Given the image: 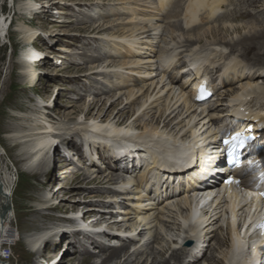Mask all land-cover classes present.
Here are the masks:
<instances>
[{"label":"rangeland","instance_id":"obj_1","mask_svg":"<svg viewBox=\"0 0 264 264\" xmlns=\"http://www.w3.org/2000/svg\"><path fill=\"white\" fill-rule=\"evenodd\" d=\"M29 1H31L30 5L26 4L28 0H0V17L5 14V18H8L7 21L9 25L4 35L0 33V108L4 111L1 116L2 122L0 123V171L5 177H9L12 182L11 197L9 200L11 206V221L9 225L13 235L11 241H5L3 244V248L9 246L12 249L11 257L7 261H10L11 264H36L39 258L43 261H48L49 257L47 255L51 252L57 253V255L54 260H51L49 263L58 264V262H60L59 264H79L78 261L80 258L89 257L91 254H98V252L92 251L95 250L96 247L100 245H105L108 248L114 245L118 246L123 242L121 239L125 238L130 239V241H127L130 245L129 254L138 253L136 255L137 259L130 264H150L152 262L155 255H152L149 260L146 259L150 249L146 250L148 252L145 251L143 253L146 246L148 247V244L149 248L152 247V245L155 246V254L158 261L170 260L171 264H175V260L172 259L173 251H180L183 237L188 239L193 236L190 233L191 231H188L189 228L186 229L187 227H184V222H186V216L190 209L189 206L192 204L191 200L175 202L173 206L169 207L168 199H170V196L164 198L160 197L158 200L153 196H144L141 199V201H144V204H142V207H139L141 205H135L133 203L140 200L128 198L120 201L119 198L117 199L119 203L116 202L117 206L131 210L139 207L143 209L141 211L142 213H146L147 215L150 213V216L144 220L139 217L135 220H129L125 212H120L117 221L118 224L114 226L116 228L114 231L117 233L119 240L116 239L115 236L116 240H113L111 245H108L111 242L109 241L110 238L105 239L104 237H100V235L103 236L106 233L104 232V230H107L106 227L113 222L110 220L111 215L105 218V220L108 221L104 222L103 225L95 227L91 224L94 217L87 220V216L82 220L89 224L90 231H88L91 236L95 238L94 244H90L86 237H79V231L70 232L67 227L64 229L65 231L63 230L65 233L62 238H60L62 230L59 231V228H57L60 222L56 221V218H61V221L65 224H70L67 223L69 222V215H73L77 212L74 217L78 218L77 222H79L84 215L83 210L86 205L98 206L100 204L99 201L106 198V195L108 196L109 193L102 191V188L111 185L106 182L111 177V172L117 174L123 173L126 175L125 179L127 180H129L130 177L128 176L129 174H125L115 166L116 164L118 165L119 162L122 164L123 158H121V156L110 160L109 143L107 141H101L93 136H90V138L88 135L86 136V134H83L81 129L85 126L95 125V123L101 125L102 128L105 129L111 128L116 124L119 115L123 113L122 118H125V120L127 119V124L135 127L132 128V134L135 139L138 138V136H144L143 138L139 137L137 140L148 143L147 145L150 149L154 148L158 153L163 154L162 156L171 155L172 153L181 155L179 153L182 152L181 149L185 147L187 150L193 149L190 152L192 156L196 155L200 151L198 149H201L200 147L205 142L203 138H207V135L213 128L211 124L208 125V119H206L201 112L202 108L194 106L188 112H186V108L183 114L175 118L172 123H168L169 119L163 122L168 113L179 104H182V100H180L167 111L161 122L159 117L160 111L164 109V104L167 105L173 95L177 96L178 92H181L180 86L185 84L184 88L186 90L190 88V83H188L187 80L182 82L183 75L180 77V73L178 74L179 78H177V80L173 77L176 69L174 64H176L178 59L168 62L169 65H172L171 71L164 76L155 75V73L153 75L146 74L141 72L138 67L142 64L143 66L146 65V62H144L146 57H159L160 51L165 52L158 58L160 60L159 63L163 64L162 58H167V55L170 56L174 52L172 48H176L174 54L178 55L180 53L183 60L190 64L192 58L196 56H198L197 58L199 59L209 54L215 56L216 52L219 57L234 53L230 55L231 57L225 55V58L229 57L230 60L222 59L219 63L214 65L210 64L213 73H215L216 68L218 69L221 65L226 67L234 63L236 67H238L236 69L241 72H254L252 69H249V67L246 68L245 64L239 63L240 65H237L236 61L242 59L245 63L255 67L263 65L264 59H254L255 50L246 52L242 46L230 50L229 46L223 48L222 46H215L214 43L216 39L220 38H223L227 42L235 43L244 36L250 34V31L262 30L264 28V0L256 1L253 6H247L246 0H229L222 4L223 6L217 11L216 19L214 18L209 21L205 20V25L203 29L199 31V34H193L192 36H189L187 32L190 31L191 28L196 27V24H201L203 26V23L200 20L195 24L186 23L187 19H185L184 16V8L188 4L186 0L175 9V11L178 12L176 16L172 11L178 3V0H173L169 6L163 5L161 2L153 4L149 2L143 3V0H64V3H60L62 1L60 0L59 3L55 4L53 0ZM48 3L50 4L48 5ZM154 6L155 8H153ZM34 7L36 9L32 11L31 9ZM42 9H45V11H42ZM247 9L251 10L253 14L248 17L240 18L242 20L239 22L232 21L235 15L239 17L241 13ZM21 16H27L29 21L27 25L33 28V31L37 32L32 43L34 45H39V47L41 46L40 52L42 55L40 59L46 61L39 66L33 64L29 67V64L26 65V67L28 66L29 69L32 70L31 74L34 72L35 81L38 80L39 82V85L33 88L30 86L31 83L27 78V70L22 65V47L27 38L31 35L21 31L18 22ZM199 17H202V15ZM172 24H178L179 27L174 28L171 26ZM142 26H145V29H140ZM154 27L157 29L153 30ZM136 29L138 30L136 31ZM133 30L135 31L133 32ZM144 30L156 32L158 37L155 41H146L148 40L147 37L141 34ZM132 32L135 34L133 40L141 42L139 45L140 47H138V44L134 45L132 43L127 45V43L120 38L113 40V38L119 34L127 36L126 39H128ZM113 34L115 35L112 36ZM5 35H7V37ZM188 39H199V41L193 47H189L188 42H186ZM151 47L155 49H150ZM167 50L172 51L170 52ZM257 50L259 49L257 48ZM48 51H51V53H48ZM74 51H78V53H74ZM83 52H87L89 55L101 53L105 55L107 60L103 63L88 61L82 63L83 60H81L80 57L84 56ZM54 54H59L60 57H51V55L54 56ZM130 60L139 61V64L136 62L131 63L129 62ZM201 62H203L202 59H199V62L194 64V68L198 67L199 70L202 69L203 71L205 65L209 66L210 61H207L205 65ZM198 64L199 66H197ZM162 69L164 70L165 68L163 67ZM162 69L161 72H164ZM262 70L264 72V67ZM210 72L211 70L209 73ZM11 75L22 84L19 85V88L11 87ZM170 78H172L173 85L177 81L179 82V84L176 85V93L175 91L172 92L173 88L170 89L171 87H169L171 86V83L168 84ZM152 82H154V84H151ZM118 83L120 85H118ZM42 84L43 87L41 86ZM56 84L62 86L63 89H60L58 92L55 88ZM263 84L264 83H262L261 87H264ZM237 85L239 86L238 83L232 85L228 84L220 88L216 93L217 95H214L215 98H211V100L208 101V106L215 104V102L219 100L225 103L224 106L227 107L228 110L233 109L234 104H237L239 100V97L236 96L237 93L233 94V96L235 95L234 98H236H232V100L230 99L231 96H221L220 94H222L223 91L228 92L229 88L231 89ZM22 86H24L26 90L23 94H20ZM140 87L143 89L138 91ZM101 88H103V91ZM104 89L110 93H103ZM12 90L15 91V95L11 94L10 91ZM148 90H154V92L145 105L139 108L140 103L138 102H140L143 94ZM131 91H133L134 94L129 97ZM88 92L94 94L88 96ZM113 92H117V94H115L114 97L108 98ZM240 92L242 93L241 90H238L239 94ZM81 95L83 97H81ZM169 95V100L164 102V99ZM250 96L253 97L251 100L244 98L246 106H249V108L253 106L252 109L259 110L260 108V110L263 109L264 111L263 96L259 98L256 93ZM94 97L95 100L101 97V101L97 106L91 108L90 114H87L88 104L92 103ZM12 99L19 101V104L24 105L26 109H21L16 105H10ZM72 99L74 103L68 104ZM145 99L146 98H144L143 101ZM122 100L123 104H119ZM175 101L176 99H173L170 105L172 106ZM183 105L184 103L175 110L172 117L177 112L181 111ZM42 110H45V113H42ZM81 110H83V112ZM59 111L63 113H57ZM100 112L101 116L98 117ZM116 113H118L117 117L113 118ZM102 114H105V116ZM193 114L194 116L190 123H188ZM42 115L46 117L45 121L37 123L38 126L42 127L50 124L51 129H48V132H52L53 134L57 133L61 136L53 138L51 148H47L43 151L39 158L32 159L31 157L25 159L21 163H14V157L16 156L21 158L27 157L28 143L41 135L38 132L39 130L30 131V133L27 127L31 126V123L36 122V119L41 120L42 117L40 116ZM89 117H93L94 119H89ZM103 118H107L108 121H110V125H107L106 122L102 123L100 120ZM153 126H159L157 132L151 131V129L154 128ZM194 127L197 128V133L192 136V131L195 129ZM54 128L58 129L53 130ZM203 130L204 132L202 133ZM205 132H208V134H205ZM26 133L31 134L28 137V140H30L28 142L21 138L27 135ZM184 134L191 136L185 140L179 139ZM183 138H186V136ZM195 140L198 142L196 143ZM69 141H72L74 144L72 148H70ZM202 141L203 144H200ZM16 144L19 145L13 148V150L9 149L10 146H15ZM83 146H89L94 155L92 159L89 160L87 166L81 167L80 172L91 170L90 173H92V171H98L92 174V178L86 181L89 182L86 184L87 193L83 195L80 193L76 194L74 198L77 199L75 201H73V196L71 199H65L70 204L80 205L79 210L75 212L66 211L65 209L62 210L63 207L60 206L62 202L61 198L69 197L70 191H67L68 187H62L61 189L58 185L70 181L71 178L69 176L62 179V172L64 171V167L62 166L66 162L80 163V161L76 159L80 157ZM141 151L142 150L138 148L136 149V147L126 151L128 157L136 158L137 166L133 175L137 178L140 174L142 175L145 173L148 175L149 172H143V170L145 168L149 170L151 167V165H148L147 162L142 159L145 155H143V151ZM207 151H209V149H207ZM61 155H64V159L62 160L59 159L61 157L63 158ZM128 157L126 156V158ZM133 158H131V161ZM166 158H169V156H166ZM173 159L176 160L175 158ZM124 162L127 163L128 161ZM154 168L155 169H152L153 171L149 174V177L152 176L156 170L158 171L156 167ZM22 171L30 172L33 176L27 179L22 175ZM35 172H37V175L34 176ZM42 172H51V175L46 177ZM94 175H99V177L102 176V178H97L90 182L91 179L95 178ZM102 179L104 180L101 182ZM127 180L120 183L118 182L119 184H112L123 185ZM70 183L73 185L79 184L78 182L72 181ZM28 185L31 186L29 187ZM55 186L58 187L54 188ZM132 186L133 185L130 187ZM34 187H39L40 189L36 190ZM78 188H80V186L72 187V190ZM63 193H67V196H62ZM32 194L33 196L29 198V195ZM148 194H150V191L147 192V195ZM245 194L246 193L243 194L242 199L246 202L250 201L252 194H249V196ZM85 196L87 198L86 200L83 199ZM80 197L82 200H78ZM47 200H50L48 202L51 206L50 209H46L43 206L44 202ZM225 200L223 199L221 201L222 204L218 214L215 215V213H213L211 216L210 213L213 212L212 209L207 213L205 210L201 212L200 219L203 221L206 217L208 219L211 216L210 222H212V220L218 216V218L206 228H204L206 226L205 222L202 223L203 225L200 224L201 228L197 231V233H201L200 230L202 231L201 240H203V243L200 242L201 240H195L194 242L196 246L198 245L197 242H200V245L202 244L203 252L197 259V262L201 264H223L227 262L226 256L229 255L230 244L229 232L223 226L226 225L224 221L225 215H223L224 213L222 211L226 209ZM254 200L256 201V199ZM150 202L154 204H149ZM28 206L38 209L42 215L45 213V219L43 218V221H36L39 222L37 223L39 229L33 222L24 219L27 218L26 213L29 208ZM115 214L117 215L118 212H114V215ZM201 220L199 223L202 222ZM148 222L149 224L145 225ZM50 225L53 227H50ZM118 228H120V231H118ZM140 228L144 230V232L138 234L139 230H141ZM147 231L149 233H147ZM210 232L214 233L215 237L210 235ZM56 234L58 240L55 243L52 236ZM179 236H182V239L180 240V247L176 248L171 238ZM216 236L219 237L221 241L220 244L217 243ZM156 237H159V239H156ZM68 239L73 240L69 248L65 246V242ZM78 240L81 241L83 245H86L85 249L90 253L76 252L75 249H71L74 247L79 248V245L76 243ZM190 241L191 240L188 239L185 243L189 244ZM134 243H137V245L132 246ZM123 253L120 259H113L109 264H122L126 258V256L123 257ZM30 254L33 255L30 256ZM107 254L108 253H100L99 255H94V263L101 264ZM208 257H212V261L207 260ZM242 258L241 261L243 260V262L241 263L244 264L248 257L243 256ZM187 259L191 262L187 261ZM185 261L190 264L195 263L190 256V252L189 255L185 257Z\"/></svg>","mask_w":264,"mask_h":264},{"label":"bare ground","instance_id":"obj_2","mask_svg":"<svg viewBox=\"0 0 264 264\" xmlns=\"http://www.w3.org/2000/svg\"><path fill=\"white\" fill-rule=\"evenodd\" d=\"M37 1H41V0H37ZM184 1L185 0H178V3L175 5L174 10L172 11L173 13H175L174 14L175 16L178 15V12L175 11V9L177 7H179L182 4V2H184ZM186 1H188V4L184 8V16H185V19H187L186 23L187 24H195L198 20H200L203 23V26L201 24L200 25L196 24V27L191 28L190 31L187 32L189 34V36H192L193 34H196V35L199 34V31H201L205 25V20L209 21V20H212L214 18L216 19L217 18V11L223 6L222 4H224L225 2H228L229 0H186ZM256 1H259V0H246V3H247L246 5L247 6L248 5L253 6V4ZM53 2H54V4L59 3L60 0H56V1L53 0ZM144 2H149L150 4L161 2L163 5L169 6L173 2V0H143V3ZM50 3H48V5ZM60 3H64V0H62ZM26 4L30 5L31 1L28 0V3H26ZM153 8H155V6ZM29 9H31V8H29ZM35 9L36 8L34 7L31 10L35 11ZM42 11H45V9H42ZM251 14H253L252 11L247 9L246 11L242 12L239 17H238V15H235L234 16L235 19L233 18L232 21L233 22H239L242 20L240 18L248 17ZM200 15H202V17H199ZM7 19L8 18H5V14H3L2 17H0V33L2 35H4L5 30L9 28ZM18 22H19L21 31L25 34L31 35L29 38H27V40L25 41V43L23 44V47H22V51H23L22 52V54H23L22 65L27 70V75H28L27 78L29 79V81L31 83L30 86L33 88V87L38 86L39 82H38V80L35 81L34 72L31 74L32 70H30L29 67H30V65L32 66L33 64L36 66L37 65L39 66L41 63H45L46 61L40 59V57L42 55V53L40 52L41 46L39 47V45H34L32 43L34 41L33 39L35 38L37 32L33 31V28H30L27 25L29 22L28 17L27 16H21L20 20ZM171 26H173L174 28L179 27L178 24H172ZM252 28H253V26H252ZM140 29H145V26H142V28H140ZM155 29H157V28L154 27L153 30H155ZM137 30L138 29H136V31ZM134 31L135 30H133V32ZM133 32L129 35L128 39H126L127 36L119 34L118 36H115L113 38V40L120 38V39H123L124 42L127 43V45L132 43L134 45L138 44V47H140L139 45L141 44V42L138 40L137 41L133 40V36H135V34H133ZM141 34H143V35H145V37H147L148 40H146V41H155V39L158 37L156 35V32H151V30H144ZM114 35L115 34H113L112 36H114ZM5 36L7 37V35H5ZM138 37H140V36H138ZM198 41H199V39H195V40L194 39H188L186 42H188L189 47H193L194 45L197 44ZM214 44H215V46H218V47L222 46L223 48L229 46L230 50L231 49L234 50V48H238L239 46H242L246 52H250L252 50L253 51L255 50L254 51V56H255L254 59H256V60L264 59V28L260 31H254V32L250 31V34L244 36L241 40H239L235 43L227 42L223 38H220V39H216ZM211 48H213V47H211ZM257 48L259 50H257ZM150 49H155V48L151 47ZM172 50H174V52H175L176 48H172ZM167 51H170V50H167ZM174 52L170 56L166 54L168 56L167 58H164V59L162 58L163 64L159 63L160 60L158 58L160 56H162L165 52L160 51L159 57H157V56H156L157 58L156 57H153V58L152 57H146L145 58L146 60H144V62H146V65L143 66V64H142L140 67H138L139 70H141V72H144L146 74H152L153 75L155 73V75L164 76L165 74H168L169 71H171L172 65H169L168 62H170L172 60L175 61L176 59H178L176 61V64H174L176 67L175 74L173 75L174 79L177 80V78H179L178 74L180 73L181 74L180 77L183 75L182 82L185 80H187L188 83L191 82L189 90H186L184 88L185 84L182 86L179 85L181 92H178L177 96L173 95L170 98V101L167 105L164 104V109L162 111H160V115H159L160 122H161L162 118L166 115L167 111L170 110L173 106H175V104H177L180 100H182V104L184 103V105H183L181 111L177 112L172 117V114L175 112V110H177V108H179L182 105V104H179L170 113H168V115L165 116L163 122H165L166 120L169 119L168 123L169 122L172 123L175 118H178L180 115L183 114L184 109L187 108L186 112H188L192 109V107L197 106V107L202 108L201 112L204 114L206 119H208V121H207V123H209L208 125L211 124V126H213L215 124L214 118H217L220 123H224L225 125H228L230 123V121L232 120V118L235 116L234 114H237L238 115L237 117H241V118L243 117V120H244L243 124H246L245 120H247L248 117H250L247 115H250L251 113H253V110H255V109H252L253 106H252V108H249V106H246L244 98H248L249 100H251L253 97H251L250 95H253L255 93H256V95L259 96V98L262 96H263L262 98H264V87H261L262 83H264V72L262 70V68L264 67V64L255 67V66H251V64L245 63L244 61H242V59H238V61H236L237 65L239 63L245 64L246 68L249 67V69H252L254 72H250V73L241 72V71L236 69L238 67H236V64L234 63V64H232L230 66H226V67H223L221 65L220 67H218V69L216 68V72L213 73V69H211L210 64L214 65L216 63H219V61H221L222 59L230 60V58H229V57H231L230 55H233L234 53H229L230 55L225 54L226 56H229L226 58H225V55H223L222 57L220 56L221 57L220 58L219 55L217 54V52L215 53L216 54L215 56H213V54H209L207 56L200 57L199 59H202L203 62H201V63H203L204 65L207 64V61H210L209 66L205 65V67L202 71V69L199 70L198 67H197L198 69L194 68V66H195L194 64L199 62V59L197 58L198 56L192 58V60H191L192 62L190 61L191 62V64H190V63H187L185 60H183L180 53L177 55V54H174ZM48 53H51V51H48ZM74 53H78V51H74ZM83 55H84L83 57H80L81 60H83L82 63L84 61L85 62L88 61V62L103 63V62H106V60H107L105 55H102L101 53L89 55L87 52H83ZM51 57L58 58V57H60V55L54 54V56L51 55ZM32 62H34V63H32ZM129 62L135 63L136 60H134V61L130 60ZM231 62H232V59H231ZM136 63L139 64V61H137ZM201 63H200V65H201ZM27 64H29L28 65L29 67L28 66L26 67ZM166 66H169V67H166ZM197 66H199V64ZM163 67L165 68L164 70L162 69ZM161 69L164 72H161ZM209 69L211 70V72H210L211 74L209 73V71H210ZM138 72H140V71H138ZM212 73H213V75H212ZM192 74H193V76H192ZM204 77H205V79L208 78L209 80H210V77H212L213 81L217 82L218 80H220V82H222L220 84H217L216 87L213 83V85H212L213 89L223 88L226 84L227 85L228 84L232 85L234 83L239 84V86L237 85L238 87L234 86L231 89L229 88L228 92L223 91V93L220 94L221 96L222 95L231 96L230 99L232 100V98L233 99L236 98V97L234 98L235 95L233 96V94L237 93L236 96L239 97V100H238L237 106L235 107V109L232 112L234 114L230 113L229 111H231V110L230 109L228 110V108L224 106L225 103L220 102L219 100L217 102H215V104L208 106V104H209L208 101L211 100V98H215V96L217 95L216 93L214 94L215 96L213 95L210 99H208L206 101H203L201 99H197V101H195L193 103L192 98H193V95L195 92L192 89V83L194 82L193 80H196L195 81V84H196L195 87H199L200 84H198V80L204 79ZM171 79L172 78H170L168 84L171 83V86H169V87H171L170 89L173 88L172 92H174L175 89H177L176 85L179 84V82L177 81L173 85L172 84L173 81ZM10 83H11V87H13V88H19V85H22L12 75L10 77ZM151 84H154V82H152ZM210 84H211V82H210ZM118 85H120V84L118 83ZM41 86L43 87V84ZM113 86H114V84H113ZM142 87H140L138 91L142 90L143 89ZM55 88L58 90V92L60 89H63V87L59 86L58 84H56ZM101 89L103 91V88H101ZM235 89H237V90H235ZM25 90H26V88L24 86H22L20 94H23V92H25ZM238 90H241L242 93L240 92V94H239ZM10 92L12 95H15L14 90H12ZM153 92H154V90L153 91L148 90L146 93L143 94L140 102H138V103H140L139 108L142 107L143 105H145V103L148 101V99L151 98ZM229 92H230V94H229ZM103 93L109 94L110 92L104 89ZM175 93H176V91H175ZM92 94H94V93L88 92V96H91ZM115 94H117V92L111 93V95H109L108 98L114 97ZM132 94H134L133 91H131L129 93V97ZM48 97H50V96H48ZM81 97H83V96L81 95ZM169 97H170V95L168 97H166V99H164V102L168 101ZM144 98H146V99L143 101ZM173 99H176V101L171 106L170 103ZM100 101H101V97L97 98L96 100L94 97L92 103L88 104L87 114H90L91 108H93L94 106H97ZM233 101H235V100H233ZM229 102H231V101H229ZM69 103H74L73 99L70 102H68V104ZM119 104H123V100ZM10 105H16V106H19L21 109H26V107L24 105L19 104V101H16L13 99L11 100ZM234 105H236V103ZM0 106H1V103H0ZM239 106H246L245 109H248L250 111L249 112L250 114L248 113L247 115H245L244 113L239 112V109H240ZM259 110H260V108H259ZM42 111H43L42 113H45V110H42ZM81 111L83 112V110H81ZM262 111H263V109H262ZM262 111H261V113L264 112V111L263 112ZM3 113H4L3 109L0 108V123L2 122L1 116L3 115ZM57 113L62 114L63 112L59 111ZM118 113H116V115L113 118H116ZM257 113H260V112H257ZM102 115L105 116V114H102ZM263 115H264V113H263ZM100 116H101V112H100L98 117H100ZM193 116H194V114L190 117L188 123H190ZM40 117H42L41 120L36 119V122H33L34 124L31 123V126L27 127V129L29 130V132L34 131V130H37V131L39 130L38 132L41 135L38 136L37 138H34V140L32 142L28 143V145H27L28 150L26 153L27 157L21 158V157L16 156V157H14V163L15 162L21 163L25 159H28L31 157H32V159L33 158L34 159L39 158L40 154L43 151H45L47 148L48 149L51 148V146H52L51 142L53 141V138L61 136V135H58L57 133L53 134L52 132L51 133L48 132L49 131L48 129H51L50 124L44 125L42 127L38 126L37 123L45 121V118H46L43 115ZM122 117H123V113L119 115L116 124L113 125L111 128L105 129V128H102L101 125L95 123V125L83 127L81 129V132L83 134H86V136L87 135L89 137L93 136V137L100 139L101 141L102 140L107 141L109 143L108 147L110 150V156H109L110 160H113L114 158H117L119 156H121V158H123L122 164L119 162L118 165L116 164L115 166H116V168H119L122 172H124L125 174H129L128 175V176H130L129 180L125 179L126 175H124L123 173L117 174V173L111 172L110 178L107 175L109 179L106 182L110 183L111 185L110 186H104L105 188H102V191L109 193L108 196L106 195V198L100 200L99 201L100 204L98 206L86 205V207L83 210L84 215H83L82 219L79 222H77L78 218H76L74 216H76L77 212H75V211L79 210L80 205L70 204L67 200L71 199L72 196H73L72 198H74L76 194L80 193L83 195V194L87 193L86 184L89 182H86V181L88 179L92 178V174H94L96 171H98V170H96L95 172L92 171V173H90L91 170H89L87 172H80L81 167L87 166L89 163V160L92 159V156L94 155V153L92 152V149L89 146H83L82 147L83 149L80 152V154H81L80 157L76 159L77 161L79 160L80 163L66 162L62 166V167H64V171L62 172V179H65V178L70 176L72 178V180L70 178V181L63 183V184L60 183L58 185L61 187V189H62V187H68L67 191H70L69 197H64V198L62 197L61 198L62 202H61L60 206L63 207L62 210L65 209L66 211L75 212L74 213L75 215L74 214L69 215L70 218H68L69 222H67V223H70V224H65L61 221V218H56V221L60 222V225L57 226V228H59V231L62 230V235H60L61 236L60 238H62V236L64 235V233H65L64 229L67 227L70 232L79 231L78 232L79 237H82V238L86 237L88 239V241L90 242V244H94L95 238H93V236H91V234L89 233V231H90L89 224H87L86 222H84L82 220H84L87 216H88L87 220L90 219L91 217H94L91 224L93 227H95V226L103 225L104 222L108 221V220H105V218L108 215L109 216L111 215L110 220H112L113 222L110 223L106 227L107 230H104V232H106V233L103 236L100 235V237H104L105 239L110 238L109 241H111V242L108 245H111L113 240L118 239L117 233H115V231H114L116 229L114 226L118 224L117 221H118V217L120 215L119 214L120 212H125L127 214V216H128L127 218L129 220H135L138 217L144 220V219L148 218V216H150V213H148V215L146 213H142L141 211L143 209L139 208V207H142V204H144L143 203L144 201H141V199L144 196H153L157 200L160 197L164 198L166 196H170V199H168V206L169 207L173 206V204L175 202H183V201H187V200L188 201L191 200V202H192V204H190V206H189L190 209H189V212L186 216V222H184V224H185L184 227L185 228L187 227L186 229L189 228L188 231L189 230L191 231V232L190 231L189 232L193 236L191 238H188V239L192 240L191 242L194 245L195 240L200 241L202 238V234H201L202 231L200 230L201 233H197V231H199V229L201 228L200 224L203 225L202 223L205 222L206 226L204 228L211 225L216 220V218H218V216H217L216 218H214L212 220V222H210L212 214L215 213V215H216L219 213L218 211L221 208V204H222L221 201L223 199L225 200V197H224L225 195H222V194L218 195L217 193H215L214 197H212L214 188H216L218 186L217 182L215 180H217L221 176L222 166H223L222 163L225 160L224 150L221 149L219 146V142H218L219 137L214 136V137H212L213 143H211L212 141L207 143L206 140L208 139V136L211 134L210 132L212 130L209 132V134H208V132L207 133L205 132V134H208L207 138H203V141H205V142H204V144H203V141H202V143H200L203 145L200 147L201 149H198L200 151L196 155L192 156V154L190 152L193 149L187 150V148L185 147V148H182L181 149L182 152L179 153L182 156L175 154V153H172L171 154L172 156L166 155V156H169V158H166L165 155L162 156L163 154L158 153L154 148L150 149V147L147 145L148 143H143V142H140L137 140L139 137L143 138L144 136H138V138L135 139L134 135L132 134V132H133L132 128H135V127L133 125L132 126L128 125L127 119L125 120V118H122ZM89 119H94V118L89 117ZM100 121L102 123L106 122L107 125H110V121H108L107 118H103ZM183 126H185V125H183ZM153 127L154 128H152L151 131L157 132L159 126H153ZM194 128L195 129L192 131V136H194L195 133H197L196 132L197 128L196 127H194ZM55 129H58V128H54L53 130H55ZM191 130H192V128H191ZM203 132H204V130L202 131V133ZM30 133H28V134L26 133L27 135H24L21 138L25 139V141H27V142L30 141V140H28V137L31 135ZM184 136H186V138H183ZM189 136H191V135L187 136V134H184L179 139L185 140ZM93 140L95 142H97L95 139H93ZM197 140H195L196 143L198 142ZM200 141H201V139H200ZM69 144H70V148H72L74 145L72 141L71 142L69 141ZM18 145L19 144H16L15 146H10L9 149L13 150V148H15ZM208 146H210L211 148ZM135 147H136V149L138 148L139 150L143 151V152L142 151L141 152L145 156L142 159H144V161L147 162L148 165H151L149 170H146V168L143 170V172H149L148 175H146L145 173L142 175L140 174V176L138 178L135 177V175H133V173L135 172L134 170H136L135 168L137 166L136 158L128 157V155L126 154V151L134 149ZM144 147H146V148H144ZM203 148H204V150H203ZM205 148L209 149V151H207V149H205ZM61 156H63V158L61 157L59 159H61V160L64 159V155H61ZM126 156L128 158H126ZM131 158H133L132 161H131ZM173 158H175L176 160H174ZM139 159H141V158H139ZM116 161H117V159H116ZM124 161H128L127 162L128 164L125 163ZM154 167H156V169H158V171L156 170L153 173V175L149 177V174L151 173V171H153L152 169H155ZM21 173L27 179L29 177L33 176L30 172L22 171ZM42 173L46 177L51 175V172H49V173L42 172ZM35 175H37V172H35L34 176ZM99 175H96V176L94 175L95 178L91 179L90 182L92 180L97 179V178H102V176L99 177ZM202 178H207L208 180L202 181ZM103 180L104 179H102L101 182ZM124 180H127V181L123 185L122 184L118 185L120 182H122ZM71 181L76 182V183L78 182L79 184L73 185L72 183H70ZM112 183H118V184H112ZM131 185H133V186L130 187ZM58 186H55L54 188H56ZM77 186H80V188H78L76 190H72V187H77ZM201 186H204L205 189L201 188L199 192H202V190H203V193H201L198 196H193L192 192L193 193L196 192L195 187H201ZM11 188H12L11 179L9 177H5L2 174V172L0 171V256H2V248H3L4 242L5 241H11L12 235H13V232L10 229V225H9V223L11 221V206L9 204V200L11 197ZM35 189L39 190L40 188L38 187ZM149 191H150L151 195L150 194L147 195V192H149ZM224 191L226 192V195H227L226 200H225L227 202L225 204L226 209H223L222 211L224 213L223 215H225L224 221L226 222V229H228V231H229L228 234H230V237H229L230 252H229V255L226 256L227 262H225L223 264H235V263L242 264L241 262H243V260L241 261L240 258L243 257L244 253H248V252H246V250H244L242 247V242H243V238H244L243 236L246 234V232L244 234L243 230L241 231V229L238 227V224L239 225L244 224L245 219H243V216L238 217L239 215H237V214H238V211L243 207L242 204L247 205V204H249L248 202H250V201H247V202L244 201L242 198H243V194L246 192L241 193L240 189H236L235 186H228V188L224 189ZM248 194H250V193H248ZM63 195L67 196V193L66 194L63 193L62 196ZM32 196H33V194L29 195V198H31ZM128 198L140 200V201H135L133 204L141 205V206H139L138 208H135L133 210L123 209V207L117 206V203H116V202H118L117 199H119L121 201V200H126ZM65 199H67V200H65ZM76 199L77 198H74L73 201H75ZM83 199L86 200L87 199L86 196L83 197ZM78 200H82L81 197L78 198ZM49 201L50 200H47L44 202V205H43L44 208H46V209L51 208V206L48 204ZM205 201L207 202L206 205H205ZM256 201H255L254 205H257ZM149 204H154V203L150 202ZM202 206H205L204 210L206 211V213L209 212V210H211V209L213 210V212L210 213L211 214L210 218L207 219V217H206V219H204V221L200 219V216L202 214L201 212L203 210V209H201ZM237 206H239V208L236 210ZM28 207L29 208H28L27 213H26L27 218H24V219H26L27 221L33 222L34 225L37 226V228L39 229V225H37V223H39V222H36V221L37 220L43 221V218L45 217V215H44L45 213L42 215V214H40L38 209H36L32 206H28ZM208 207H209V209H208ZM247 208H246V210H247ZM145 209H147V208H145ZM114 212H118V214L114 215ZM240 218H242V219H240ZM200 220L202 221L201 223H199ZM140 224H141V222H140ZM147 224H149V222L146 223L145 225H147ZM137 225H138V223H137ZM50 227H53V226L50 225ZM99 230H98V232H99ZM118 231H120V228H118ZM141 232H144V230H142V229L139 230L138 234H140ZM147 233H149V232L147 231ZM210 235L214 236L215 234L210 232ZM115 236H116V239H115ZM185 238L183 237V239H182V236H179L176 238H171V241L176 248L180 247L179 244L181 243L180 240L182 239L181 240L182 245H181L180 251L177 250V251H173V253H172V259L175 260V264H188L189 262H191L188 259H187V261H189V262L185 261V257L187 255H189V252H190V256H191L192 260L195 262L194 264H201V263L197 262V259L199 258L200 254L203 252L202 246H201L202 244L201 245L199 244L200 242L203 243V240H201L200 242H197V244H198L197 246L194 245L195 247H193V245H192V247H191L190 244L185 243V241L188 240ZM52 239L56 243V241L58 240L57 234L55 236H52ZM131 239H135V238H131ZM156 239H159V237H156ZM216 240H217V243H219V244L221 243L218 236H216ZM121 241H123V242L118 246L114 245V246L108 248L105 245H102V246L100 245L99 247H96L95 250H92V251L98 252V254H91V256H89V257L80 258L78 261L79 264H83V263L95 264L93 261V256L99 255L100 253H108L101 264H109L113 259H117V258L120 259L122 257L121 254L123 252H124L123 257L126 256V258L122 264H130L131 262H133L137 259L136 255L138 253L129 254L130 245L127 241H130V239L123 238V239H121ZM72 243H73V240L68 239L65 242V246H67L69 248V246ZM76 243L79 245L78 247L80 249L75 248V247L71 248V249H75L76 252L78 251L81 253H90L88 250L85 249L86 245H83L81 243V241L78 240V241H76ZM135 245H137V243L132 244V246H135ZM262 245H263L262 242L260 243V245H258L256 252H254V256L257 254V251L262 250ZM188 246H190L191 248L189 249ZM67 247H66V249H67ZM81 247H83V248H81ZM147 249H150V251H149L146 259L149 260V258L152 255H155L150 264H171L170 260H162V261L157 260V256L155 254L156 253L155 252V246L152 245V247L149 248V244H148V247L146 246L143 253ZM146 252H148V251H146ZM31 255H33V254H30V256ZM56 255H57V253H51L50 252L47 255L49 257L48 261H43L42 259L39 258V260L36 262V264H53V263H49V262L51 260H54ZM140 258H142V257H140ZM255 258H256V256L253 258H249V261L253 262V260ZM212 259H213L212 257H208L207 260L212 261ZM59 263L60 262H58V264ZM0 264H11V262L10 261L3 262L0 258ZM244 264H249V262H244Z\"/></svg>","mask_w":264,"mask_h":264},{"label":"snow or ice","instance_id":"obj_3","mask_svg":"<svg viewBox=\"0 0 264 264\" xmlns=\"http://www.w3.org/2000/svg\"><path fill=\"white\" fill-rule=\"evenodd\" d=\"M245 139H246V138L241 139V134H240V133H237L235 136H233V137L231 138V140H235V141H237L239 144H243V143L245 142ZM230 142H231V141H225V143H230ZM249 164H251V161L249 162ZM262 178H264V173H262ZM260 227H261L262 229H264V224H261Z\"/></svg>","mask_w":264,"mask_h":264},{"label":"built area","instance_id":"obj_4","mask_svg":"<svg viewBox=\"0 0 264 264\" xmlns=\"http://www.w3.org/2000/svg\"><path fill=\"white\" fill-rule=\"evenodd\" d=\"M11 252H12V249L9 246L3 248L2 256H0L1 260L3 262L9 260L11 257Z\"/></svg>","mask_w":264,"mask_h":264}]
</instances>
